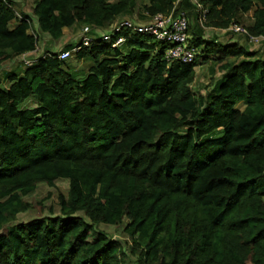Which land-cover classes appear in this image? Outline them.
<instances>
[{
	"label": "trees",
	"instance_id": "trees-1",
	"mask_svg": "<svg viewBox=\"0 0 264 264\" xmlns=\"http://www.w3.org/2000/svg\"><path fill=\"white\" fill-rule=\"evenodd\" d=\"M20 1L31 15L0 0V69L22 67L0 82V264H129L101 224L123 227L136 264H264V50L205 38L251 12L246 29L264 36V0H195L204 27L192 0ZM180 12L198 50L190 63L168 60L170 45L148 34L113 47L126 32L72 53L92 63L82 78L65 69L72 55H26L65 29ZM61 180L56 210L19 220L27 196Z\"/></svg>",
	"mask_w": 264,
	"mask_h": 264
},
{
	"label": "rangeland",
	"instance_id": "rangeland-1",
	"mask_svg": "<svg viewBox=\"0 0 264 264\" xmlns=\"http://www.w3.org/2000/svg\"><path fill=\"white\" fill-rule=\"evenodd\" d=\"M16 10L19 14L22 12L31 15L33 10V2H16ZM188 11V10H187ZM188 15L190 18H192L195 14L194 10L193 12L188 11ZM252 12L246 15L240 22L242 23V26H249L252 23ZM146 22V21H145ZM246 28V27H245ZM80 32L81 29L79 28H72L67 29V32L65 35L60 39V41H53L49 39L42 38L40 42L45 41H51L49 43H43L42 45H39V56L44 55L46 52H60L62 51L60 48L63 47L61 42L64 39H77L76 42L80 38ZM216 37L219 42L221 43H229V42H238L240 45L248 47L251 51H258L262 52L264 50V47H261L262 45H253L250 44L247 40V38L241 34L228 32V34H224L221 31H215L213 29H205V38L207 39H213ZM39 42V43H40ZM209 64H204L197 70V77L196 81L193 85V88L197 94H205L207 92V86H209V83L211 82V71L209 69ZM92 63L90 61H78L76 57L72 54V57L66 61L65 69H69L72 72H77L79 74V78H82L90 69ZM21 66V63L18 61L16 63L7 62L2 69H0V82H4L3 86L8 87L9 84H5L6 80L4 78V74L7 71L12 70L13 72H16ZM22 68V67H21ZM217 77L221 76V72L219 69L216 71ZM238 107L240 109L244 108L243 103H239ZM68 190V182L61 180L57 181L55 183L54 187H50L46 184H40L37 188V190L30 196H27L25 200L32 205V207L27 211L26 213H23L19 216L20 221H28L33 218H41L44 216H47L49 214L50 207H53L55 210L57 209V197L60 193L66 194ZM98 228L104 232H106L110 237L113 239L119 240L123 247L125 248V252L128 255L127 262L129 264H136V258L130 254L129 251V243L128 238L123 232V227H114V226H107L104 224H101L98 226ZM248 264H252L250 261Z\"/></svg>",
	"mask_w": 264,
	"mask_h": 264
},
{
	"label": "built area",
	"instance_id": "built-area-1",
	"mask_svg": "<svg viewBox=\"0 0 264 264\" xmlns=\"http://www.w3.org/2000/svg\"><path fill=\"white\" fill-rule=\"evenodd\" d=\"M197 4L198 10L201 11L200 24L205 26L207 10L198 4L197 1L192 0ZM189 19L185 12H180L175 15L157 14L151 17L146 22H138L137 18L117 20L107 31H93L90 27L86 26L81 30L80 38L76 42V47L73 50L61 51L58 58L66 60L71 57L73 52H78L83 48L89 47L93 41L102 39L105 42L111 43L114 36L126 32L128 35L119 36L114 43L113 47L122 46L127 38H131L134 33L148 34L155 37L157 41H162L170 45L166 50V57L170 61H178L183 63H190L195 59L198 50L189 44ZM245 36L250 44L263 45L264 36H255L242 25L232 24L226 30ZM48 56H51L50 54ZM25 65H31L36 59L29 58L26 55L22 57Z\"/></svg>",
	"mask_w": 264,
	"mask_h": 264
},
{
	"label": "crops",
	"instance_id": "crops-1",
	"mask_svg": "<svg viewBox=\"0 0 264 264\" xmlns=\"http://www.w3.org/2000/svg\"><path fill=\"white\" fill-rule=\"evenodd\" d=\"M15 1H17V2H19L20 0H15ZM65 33L67 32V29H65V31H64ZM65 33H64V35H65ZM81 33V32H80ZM77 40V39H76ZM76 40L75 39H72V40H69V39H64L62 42H61V44H59V45H63V47H61L60 49L61 50H65V49H67V47L69 46V45H71V44H76ZM58 41H60V40H58ZM49 42H51V41H45V42H43V43H49ZM42 42H40L39 44H38V47H37V49H36V51L35 52H31V53H28V54H26L27 56H30V57H35V58H38L39 57V53H38V51H39V45H42L43 44ZM53 52V51H52ZM11 71V70H10ZM22 71V68L20 67L16 72H21Z\"/></svg>",
	"mask_w": 264,
	"mask_h": 264
}]
</instances>
